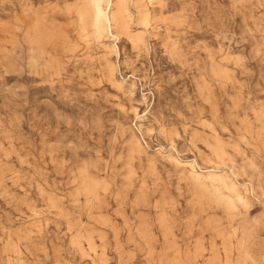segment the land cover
<instances>
[{
  "label": "rangeland",
  "instance_id": "rangeland-1",
  "mask_svg": "<svg viewBox=\"0 0 264 264\" xmlns=\"http://www.w3.org/2000/svg\"><path fill=\"white\" fill-rule=\"evenodd\" d=\"M0 264H264V0H0Z\"/></svg>",
  "mask_w": 264,
  "mask_h": 264
},
{
  "label": "bare ground",
  "instance_id": "bare-ground-1",
  "mask_svg": "<svg viewBox=\"0 0 264 264\" xmlns=\"http://www.w3.org/2000/svg\"><path fill=\"white\" fill-rule=\"evenodd\" d=\"M102 13H103V12H102ZM99 14H100V12H99ZM117 17H118V18H117V21H118L120 27H121L122 29H124V28H125V18H124V16H123V15H119V16H117Z\"/></svg>",
  "mask_w": 264,
  "mask_h": 264
}]
</instances>
